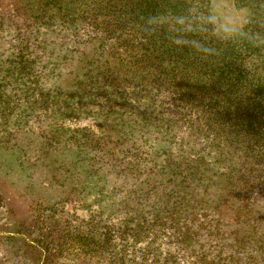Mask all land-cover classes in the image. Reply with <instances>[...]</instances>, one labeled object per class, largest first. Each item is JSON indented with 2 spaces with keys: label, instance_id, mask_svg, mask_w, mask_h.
Masks as SVG:
<instances>
[{
  "label": "trees",
  "instance_id": "16d2710c",
  "mask_svg": "<svg viewBox=\"0 0 264 264\" xmlns=\"http://www.w3.org/2000/svg\"><path fill=\"white\" fill-rule=\"evenodd\" d=\"M36 1L0 30L13 33L16 80L29 77L47 112L93 119L82 136L94 151L122 146L130 172L160 178V235L172 231L177 250H137L131 222L81 242L105 264H264V0H228L243 18L230 32L214 0ZM186 215L203 232L220 227L212 248L230 256L183 249Z\"/></svg>",
  "mask_w": 264,
  "mask_h": 264
},
{
  "label": "rangeland",
  "instance_id": "374dc122",
  "mask_svg": "<svg viewBox=\"0 0 264 264\" xmlns=\"http://www.w3.org/2000/svg\"><path fill=\"white\" fill-rule=\"evenodd\" d=\"M39 8L36 0H0V30L12 27L8 13H37ZM212 8L227 32L243 19L228 0H214ZM12 36L0 32V264H105L108 255L95 256L82 238L92 242L128 222L143 230L137 250L165 255L171 247L175 252L174 245L167 247L172 231L162 239L158 226L157 220L166 217L159 211L164 201L163 187L156 183L160 178L130 172L118 153L122 146L102 143L94 151L95 144L82 136L85 129L97 131L93 119L69 122L61 113L32 104L29 77L16 80ZM51 117L59 120L56 125ZM107 151L116 153L114 162H108ZM183 221V249L211 256L208 263L217 256L226 259L222 252L230 256L224 244L212 248L221 241L220 227L203 232L188 215ZM121 242V248L127 245Z\"/></svg>",
  "mask_w": 264,
  "mask_h": 264
},
{
  "label": "clouds",
  "instance_id": "9594fccd",
  "mask_svg": "<svg viewBox=\"0 0 264 264\" xmlns=\"http://www.w3.org/2000/svg\"><path fill=\"white\" fill-rule=\"evenodd\" d=\"M175 19H176V23L178 25H184V23H185V17L184 16H178ZM156 20H157V18L153 17V18L150 19L149 23H154V22H156ZM205 51H208V50L205 49Z\"/></svg>",
  "mask_w": 264,
  "mask_h": 264
}]
</instances>
